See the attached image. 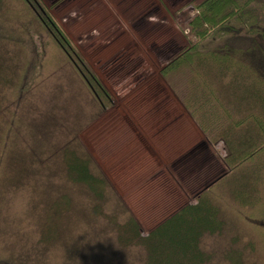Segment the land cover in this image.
I'll use <instances>...</instances> for the list:
<instances>
[{
	"label": "rangeland",
	"instance_id": "374dc122",
	"mask_svg": "<svg viewBox=\"0 0 264 264\" xmlns=\"http://www.w3.org/2000/svg\"><path fill=\"white\" fill-rule=\"evenodd\" d=\"M200 1H180L168 15L183 44L180 47L175 41H166L159 49L152 48L159 74L168 60L188 47L190 51L198 49L205 61L212 63L213 55L209 51L224 52L230 45L232 32L219 26L239 27L237 16L226 18L220 10L216 11L214 20L204 21L200 26L206 29L200 36L195 30L198 27L193 28L190 22L201 9ZM243 1L239 0L240 7L251 10L249 16L245 12V21L240 22L238 33L247 36L232 43L246 46L250 44L251 35L261 44L264 38L261 40L258 33H264V0ZM41 2L68 37L71 39V33L75 37L76 41L71 39L73 44L109 90L113 103L104 107L97 102L23 0H0V108L5 109L4 117L11 124L14 135L10 142L13 149L9 154V167L12 168H9V180L0 182V264H9L13 245L24 248L25 264H145V248L140 244L121 245L108 214L116 213L117 219L123 220L130 212L138 220L141 232L146 233L183 203L194 201L198 191L225 174L229 167L223 139L212 136L218 121L214 123L215 128H210L211 132L208 129L205 132L197 124L208 139V150L200 147V141L190 143L189 147L186 144L190 141L170 135L169 146L179 145L178 150L170 160L166 159V165L158 167L156 164L162 163L158 147L165 145L167 137L164 133L156 135L144 124H140L144 128L135 126L134 134L124 122V119L130 121L126 111L121 112L124 106L119 108L122 103L116 101L121 89L145 73L140 59L123 55L121 51L127 47L105 60L87 56L86 33L91 34L92 29L81 30L83 12L80 6L86 5L88 0ZM139 49L136 46L134 51L139 53ZM126 53L131 54L128 50ZM196 64V60H189L180 65L181 73L176 76L179 78H175V83L181 95L189 72L192 77L193 71L203 74L205 66ZM197 80L193 78L194 82ZM207 82L212 84L213 90L227 97L222 82L215 83L211 79ZM192 87L195 90L193 84ZM232 104L229 102L216 110L221 126L234 123V119L243 114ZM116 113L124 119L117 117L111 128L113 124L109 123L114 121ZM260 118L263 117L260 115ZM66 143L85 152L91 159L90 165L104 176L107 190L103 198L95 197L83 183H65L63 166L57 157ZM126 151L145 158L151 153L156 164L149 162L148 177L137 175L139 180L128 181L127 176L119 174V164L125 160ZM21 167L23 172H19ZM233 175L228 176L229 180H236ZM230 187L231 184L223 181L210 191L213 202L221 207L225 222L220 231L203 233L200 237L199 245L210 257L202 264H228L225 254L231 248L238 249L241 264H264V225L255 224L256 220L251 219L264 213L262 206H253L254 200L239 204ZM63 189L70 193L72 204L57 223L59 235L50 247L38 244L31 212L32 199L36 197V203L42 205L49 194ZM256 194L259 201L261 193L256 191ZM94 204L100 205L106 215L97 213Z\"/></svg>",
	"mask_w": 264,
	"mask_h": 264
},
{
	"label": "trees",
	"instance_id": "16d2710c",
	"mask_svg": "<svg viewBox=\"0 0 264 264\" xmlns=\"http://www.w3.org/2000/svg\"><path fill=\"white\" fill-rule=\"evenodd\" d=\"M58 1L53 0V3ZM23 2L52 36L53 41L71 62L97 102L104 107L111 105L113 98L109 90L90 69L72 40L41 0H23ZM245 2L247 0L242 3ZM198 6L201 9L190 22L193 28L198 27L195 30L200 36L206 32V29L204 27L200 29V26L202 27L204 21L214 20L216 11L220 10L226 18L231 15L237 16L239 27H236L237 25L219 26L220 29H226L233 34L229 37L231 43L226 47L227 50L219 53L209 51L210 55H213V62L208 63L201 51L198 49L190 51L188 47L173 56L159 70L161 76L167 80L185 108L205 132L207 129L211 132L210 128H215L214 123L218 121L217 124L215 123L217 130L213 131L212 136L215 139H223L226 148L225 158L229 167L225 174L215 178L198 191L194 201L183 203L146 233L141 232L138 220L130 212L123 220H118L116 213L108 214L116 230V239L121 245L140 244L145 248V264H202L210 258L209 253L200 247L199 240L203 233L220 231L225 222L220 205L213 202L210 193L211 189L220 182L225 181L232 185L231 192L237 197L239 204L243 205L254 200L255 204L252 205L262 206V213L264 211V42L260 44L248 35L250 44L246 46L233 44L247 36L238 32L241 29V23L245 21V12L249 16L251 10L249 7H240L239 0H202ZM258 34L263 40L264 33ZM189 60H196L198 62L196 65L205 66V69H203V74L193 71V77L191 72L188 73L190 85L188 82L184 84L181 95L178 92L175 78H179L176 76L181 73L182 66L180 65ZM193 78L195 80L198 78L197 82H194ZM208 79L215 83L222 82L227 97L221 96L217 89L213 90L212 84L207 82ZM229 102L233 103L235 110L241 109L243 114L234 119V123L221 126V121L218 120L220 116L216 115V110L224 104L226 107ZM225 111L230 117L231 114ZM4 112L5 109L0 108V182L9 180V168H11L9 167V154L13 149V143L10 145V142L14 138L11 132L12 126L4 117ZM260 115L263 118H260ZM15 147L18 145L16 144ZM59 152L57 161H60L63 166L65 183H83L95 197L103 198L107 190V182L104 176L90 165L89 156L70 143L61 147ZM23 170V167L19 168V172ZM234 173H236L235 176ZM229 175H233L236 180H229ZM256 191L259 195L261 193L259 201ZM35 198L32 199L31 212H33L32 218L35 219L36 224L34 225V232L37 235L36 243L50 247L59 235L57 223L60 219L62 220L64 211L72 204L70 193L63 189L49 194L42 205L36 203ZM0 207H2L1 201ZM93 208L97 213L106 215L100 205L94 204ZM35 214L37 217H34ZM251 219L257 221H254L255 224L264 225V213L260 217ZM22 224L25 225V223ZM17 250H19L18 254L15 253ZM23 251L22 245L20 249L13 245L9 255V264H25L27 260L25 261L24 258L27 257ZM225 256L228 264H241L238 249L231 248Z\"/></svg>",
	"mask_w": 264,
	"mask_h": 264
},
{
	"label": "crops",
	"instance_id": "0c3cea01",
	"mask_svg": "<svg viewBox=\"0 0 264 264\" xmlns=\"http://www.w3.org/2000/svg\"><path fill=\"white\" fill-rule=\"evenodd\" d=\"M180 1L184 0H88L86 5L80 6V11L83 12L81 30L92 29L91 34L86 33L89 58L98 56L97 58L105 60L127 47L121 53L131 59L138 57L145 68L143 75L120 90L116 100L122 103L119 108L126 107L124 111L130 118L131 124H128L129 122L121 114L116 113L114 121L109 125L113 124L111 126L113 128L116 118L121 117L129 130H134V134L135 129L133 128L135 126L144 128L140 126L144 124L156 135L164 133L167 137L165 145L158 147L162 159L160 164H156L151 153L148 158H145L132 152L129 154L128 150L124 152V157H126L119 164L118 171L119 174L127 176L128 181L135 180L137 175L141 178L148 177L149 162L158 167L167 164L166 159L170 160L179 146H169L170 135L190 141L186 144L187 146L192 142L197 144L200 141L202 143L200 147L208 150V139H205L203 132L197 126L198 122L159 74L158 66L154 63L156 57L152 48L159 49L160 45L166 41L172 43L175 41V45L180 47L183 44L180 33L173 27L168 16ZM151 16H155V19ZM76 38L79 39L77 35ZM71 39L76 41L72 33ZM136 46L141 48L139 53L134 51ZM127 50L131 54L126 53ZM176 128L179 130L175 131Z\"/></svg>",
	"mask_w": 264,
	"mask_h": 264
},
{
	"label": "built area",
	"instance_id": "2783aa9c",
	"mask_svg": "<svg viewBox=\"0 0 264 264\" xmlns=\"http://www.w3.org/2000/svg\"><path fill=\"white\" fill-rule=\"evenodd\" d=\"M124 109H125V107H123V108H122L121 112H123V113H124Z\"/></svg>",
	"mask_w": 264,
	"mask_h": 264
}]
</instances>
